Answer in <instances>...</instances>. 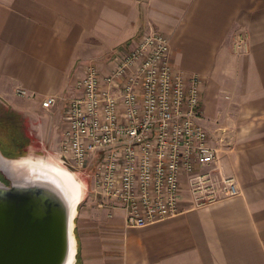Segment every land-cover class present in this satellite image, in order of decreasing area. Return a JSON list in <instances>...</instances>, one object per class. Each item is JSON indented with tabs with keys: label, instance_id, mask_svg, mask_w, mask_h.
Returning <instances> with one entry per match:
<instances>
[{
	"label": "crops",
	"instance_id": "obj_1",
	"mask_svg": "<svg viewBox=\"0 0 264 264\" xmlns=\"http://www.w3.org/2000/svg\"><path fill=\"white\" fill-rule=\"evenodd\" d=\"M150 26L173 65L202 76L199 120L224 149L212 169L239 192L195 204L184 191L180 213L144 227L121 211L84 220L100 229L79 239L80 264H264V0H0V117L31 130L19 143H52L66 100L43 97L67 96L91 61L107 71Z\"/></svg>",
	"mask_w": 264,
	"mask_h": 264
},
{
	"label": "built area",
	"instance_id": "obj_2",
	"mask_svg": "<svg viewBox=\"0 0 264 264\" xmlns=\"http://www.w3.org/2000/svg\"><path fill=\"white\" fill-rule=\"evenodd\" d=\"M170 48L168 35L150 26L134 48L113 55L107 71L91 61L67 96L42 99L47 109L66 100L63 164L89 177L98 205L120 210L126 227L177 215L184 191L195 204L239 192L234 177L205 171L221 147L199 120L203 78L173 65Z\"/></svg>",
	"mask_w": 264,
	"mask_h": 264
},
{
	"label": "water",
	"instance_id": "obj_3",
	"mask_svg": "<svg viewBox=\"0 0 264 264\" xmlns=\"http://www.w3.org/2000/svg\"><path fill=\"white\" fill-rule=\"evenodd\" d=\"M0 153L18 162L0 165L6 178H0V264H76L79 204H73L66 179L33 160H24L33 154Z\"/></svg>",
	"mask_w": 264,
	"mask_h": 264
},
{
	"label": "rangeland",
	"instance_id": "obj_4",
	"mask_svg": "<svg viewBox=\"0 0 264 264\" xmlns=\"http://www.w3.org/2000/svg\"><path fill=\"white\" fill-rule=\"evenodd\" d=\"M8 115L10 114H8L7 112L5 116L0 117V147L1 148H3L5 151L10 152V153L33 154L32 156L34 157L41 155L45 157L47 156L52 159L58 158L60 162L63 163L62 158H61L62 156L59 155L58 142L53 143L54 141H56V139H59L61 136V128H62V125L64 124L63 111L57 113V120H56L54 131L52 134V143L51 141H49V143L45 144L46 143L45 138L42 139L43 138L42 137L39 139V143H37V145L35 144L28 145V143L22 144L21 146H18V144L15 145L18 139L17 137L14 136V134L19 132L20 134L25 136L27 139H29L28 135H31V130L30 132L29 130H26L25 126H23L24 125L23 121H22L23 124L21 125V128L19 129V127H17L16 125H13V122L15 120H13L12 117L10 118V116ZM31 139L34 140V136ZM219 146L221 147V145ZM223 151L224 149L223 150L220 149V157H221V152ZM214 164L215 163L208 166L205 169V171L209 173L212 178L214 177L216 180H219L222 176L219 175V173L217 172L218 171L217 169L215 170L212 169V166H214ZM71 169L74 170L76 174L80 178H82L85 182L83 200L78 205L77 214L75 217V234L78 240V244H79V239H81L83 235H85L88 238V242L92 244L93 237L95 235H98L100 227L103 226L101 221H105L107 217H113L120 210H117L113 212V214H111L108 209H105L104 207H100L98 205L97 199L93 195L92 186H91L92 184H91L90 178L87 177L84 173H82L76 168H71ZM186 194L189 195V193L187 192ZM122 217H123V214H122ZM95 218H98L100 220V227L98 224L95 226H92V223L90 224V226H86L85 228L82 227L84 220L87 221V220H92ZM94 229H98L97 233L94 232Z\"/></svg>",
	"mask_w": 264,
	"mask_h": 264
},
{
	"label": "bare ground",
	"instance_id": "obj_5",
	"mask_svg": "<svg viewBox=\"0 0 264 264\" xmlns=\"http://www.w3.org/2000/svg\"><path fill=\"white\" fill-rule=\"evenodd\" d=\"M37 158L30 156V157H25L24 160L28 161H34L40 166L46 167L48 169L54 170L56 173L62 175L66 181L68 182L70 189H71V194H72V199H73V204H79L83 200V195H84V188H85V182L82 178H80L74 170H71L67 168L63 163L60 162V160L57 159H52L49 157L45 156H36ZM18 163L11 161L7 158H5L1 153H0V165L3 167H10L13 166V164ZM16 165V164H15ZM75 212V211H74ZM73 212V213H74ZM73 251L72 255L69 261L72 262L73 258V252L75 251L74 248V238H73ZM70 262V263H71Z\"/></svg>",
	"mask_w": 264,
	"mask_h": 264
},
{
	"label": "trees",
	"instance_id": "obj_6",
	"mask_svg": "<svg viewBox=\"0 0 264 264\" xmlns=\"http://www.w3.org/2000/svg\"><path fill=\"white\" fill-rule=\"evenodd\" d=\"M17 144H18V146H21V145H22L21 143H19V141H17L15 145H17ZM13 148H14V147H13ZM0 150H1V152H2L4 155H6V156H11V157H16V156H20V155H23V154H24V153H21V154L10 153V152L5 151V150H4L3 148H1V147H0ZM0 178L6 180L5 176L3 175V173H2L1 171H0ZM76 264H80L79 250H78V254H77V261H76Z\"/></svg>",
	"mask_w": 264,
	"mask_h": 264
}]
</instances>
